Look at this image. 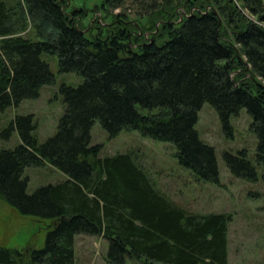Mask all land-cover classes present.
<instances>
[{
	"label": "trees",
	"instance_id": "16d2710c",
	"mask_svg": "<svg viewBox=\"0 0 264 264\" xmlns=\"http://www.w3.org/2000/svg\"><path fill=\"white\" fill-rule=\"evenodd\" d=\"M67 1L0 0V113L54 83L43 53L57 56L60 72L83 77L77 86L60 85L65 109L44 142L30 113L0 127V142L14 131L20 139L14 148L0 144V199L44 230L39 245L34 238L21 247L0 243V264H76L81 233L108 240L109 264H229L230 212L186 210L132 150L101 156L90 129L97 119L109 137L135 129L168 141L180 165L216 183L214 148L195 128L198 111L209 102L232 137L230 119L245 108L256 163L246 148L224 151L223 159L251 181L260 166L264 181V0H101L92 10L108 26L96 21L88 33L86 9L68 10ZM128 2L137 4L142 34L127 20ZM43 163L65 176L28 193L24 169Z\"/></svg>",
	"mask_w": 264,
	"mask_h": 264
},
{
	"label": "rangeland",
	"instance_id": "374dc122",
	"mask_svg": "<svg viewBox=\"0 0 264 264\" xmlns=\"http://www.w3.org/2000/svg\"><path fill=\"white\" fill-rule=\"evenodd\" d=\"M100 3L101 0H68L67 9L78 7L86 9L82 21L87 27L85 26L83 30L89 32L93 29L90 24L94 26L96 21H100L101 26H108V22L101 21V12L92 10ZM125 8L129 13L127 20L137 25L134 19L137 4L128 2ZM119 9L117 7L109 11L118 12ZM159 22L156 21V28ZM137 27L139 30L134 31L142 34L140 27L138 25ZM95 29L92 30L93 33ZM30 34L33 35L32 32ZM148 35L149 32L144 33V36ZM42 57L55 74L54 83L43 85L38 97L24 99L17 106H10L0 113V127H5L16 114H32L36 123L34 134L39 144L55 134L57 123L65 109L59 92L60 85L65 83L77 86L83 81V77L74 72H60L55 54L43 53ZM251 120L246 109L241 108L237 115L231 117L233 135L227 136L222 130L213 106L207 101L203 102L198 111L195 128L199 137L214 148L219 178L216 183L200 180L190 169L180 165L174 155L176 149L172 143L144 137L135 129H122L115 137H109L100 121L96 119L90 129V143L101 144V156L132 150L142 167L151 175L155 185L188 211L230 212L232 219L227 234L228 263L264 264L262 169L256 165L257 180H246L233 175L223 159L224 151L237 153L238 150L246 148L248 159L253 164L256 163L257 138L249 128ZM19 142V135L14 131L8 140L1 141L0 144L6 148H14ZM23 174L28 177V193H32L39 186L61 180L65 176L62 171L48 164L27 166ZM39 227L36 218L20 214L0 199V243L21 247L34 238L32 241H36L39 245L44 236V230ZM107 249L108 240L101 235L81 233L75 236L76 264H109L106 261ZM126 262L149 264L147 261L132 258H128Z\"/></svg>",
	"mask_w": 264,
	"mask_h": 264
},
{
	"label": "bare ground",
	"instance_id": "6f19581e",
	"mask_svg": "<svg viewBox=\"0 0 264 264\" xmlns=\"http://www.w3.org/2000/svg\"><path fill=\"white\" fill-rule=\"evenodd\" d=\"M48 163H43L42 165H47ZM42 165H39V166H42ZM49 166H51V167H53V168H55L54 166H52V165H50V164H48Z\"/></svg>",
	"mask_w": 264,
	"mask_h": 264
},
{
	"label": "crops",
	"instance_id": "0c3cea01",
	"mask_svg": "<svg viewBox=\"0 0 264 264\" xmlns=\"http://www.w3.org/2000/svg\"><path fill=\"white\" fill-rule=\"evenodd\" d=\"M76 251V250H75Z\"/></svg>",
	"mask_w": 264,
	"mask_h": 264
}]
</instances>
